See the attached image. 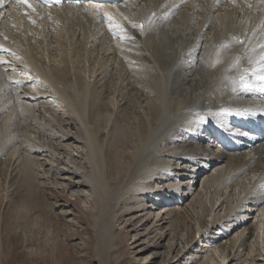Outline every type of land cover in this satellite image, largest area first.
I'll return each instance as SVG.
<instances>
[{
  "label": "bare ground",
  "instance_id": "bare-ground-1",
  "mask_svg": "<svg viewBox=\"0 0 264 264\" xmlns=\"http://www.w3.org/2000/svg\"><path fill=\"white\" fill-rule=\"evenodd\" d=\"M29 3L0 4V177L11 182V207L58 229L51 208L73 200L104 261L117 223L140 252L158 250L160 264L264 261L249 242L264 223V1L102 7L124 32L91 3ZM198 141H208L200 152ZM212 187L223 199L210 216L196 207ZM148 200L174 207L156 213ZM164 228L173 233L166 244ZM197 241L205 249L188 263Z\"/></svg>",
  "mask_w": 264,
  "mask_h": 264
},
{
  "label": "rangeland",
  "instance_id": "rangeland-1",
  "mask_svg": "<svg viewBox=\"0 0 264 264\" xmlns=\"http://www.w3.org/2000/svg\"><path fill=\"white\" fill-rule=\"evenodd\" d=\"M5 42L8 45H12L14 43V41L12 43L6 39ZM14 45L12 46L16 47V45L15 46ZM88 64L89 63L87 61H85L83 64V73L87 76H88V71L85 65ZM50 102L57 104L54 101V99H50ZM49 114L50 113L46 115L50 116L51 114L50 115ZM220 119L223 120V123H225V118L218 117L219 121ZM219 127H222V129L225 130H228L229 128L227 123L226 125L224 124ZM34 136H36V134ZM14 137H15L14 135H11L8 136V139ZM29 138L31 143V140L34 139V137L32 136ZM45 139L49 140L50 138L47 137ZM34 140H32L33 143L35 142ZM199 142L200 141L194 142L195 143L194 147L198 146L197 148L198 151L200 152V150L204 148V147L201 148L204 142L203 143L201 142V144H196ZM35 143L38 144L37 147L41 145L39 139H36ZM35 143L34 145L31 143L32 146H36ZM182 143H184V141H182ZM211 143L213 144V142ZM207 144L208 141H205L203 145L206 146ZM213 148L214 147L212 146L210 147V149ZM179 157H181V159L179 158V160L181 161L180 162L181 166L185 165L186 163L184 162V157L181 155ZM6 167H7L6 164L4 163L0 164V168L6 169ZM60 180H61L60 182L61 184L59 185H62L63 183L65 184V180L63 179ZM202 183L203 180L201 179L199 181V185H197L198 189L201 188ZM213 188L214 187L208 188L201 193L200 197L202 201L199 202L198 206L196 207V210L203 212L206 215L210 213V216L214 215V210H212V204L215 203L221 197V200H219L217 203V205H219L223 199L221 192L216 193ZM12 192L13 190L9 179L8 178L5 179L4 175L1 176L0 177V264H104V263L105 264H136V263L147 264L149 261H151L150 264H160V262L162 261V255L159 256V258L153 259L154 256L153 252L158 251L154 248H151L145 253L140 252L143 249V246H141L142 247L141 248L138 246L139 242L134 243V241L136 240V238H134V232L133 235L131 233L128 238L127 236L128 232L126 233V231H124V229H126L124 228V225L117 223V229L115 231L116 239L113 240L111 246L113 248L110 247L106 253L105 261L108 260L107 263L104 261L103 257L98 252L96 253V251H98V247H97L96 239L94 240L95 238L93 236L94 232L91 228L86 229L87 227L83 225L81 221V213L79 211V208L76 206V203L73 200L68 198L69 199L68 201L70 203L66 204L65 203L66 201H61L63 204H66L65 206L63 205L60 207L51 208V212L54 219L59 223L57 229L56 227L48 224L44 220V218L40 216V214L34 213L30 209H28V207L27 208L23 207L22 204H20L22 205L20 206L18 203L15 206L11 207V203L14 202L13 199L16 198V196H14ZM68 196L73 197L71 194H68ZM163 196L164 195L161 193L157 194L155 200L156 201H160L162 199L164 200ZM51 201L55 202V199L51 197ZM148 202L149 204H152L155 207L153 208L155 210L153 209L152 210L156 213L159 212L158 209H156V207H163L161 211L162 214H164L165 207L168 206H170L169 208L174 207V204L172 202L168 204L158 203V206L154 205V201L148 200ZM82 205L88 207V203L86 201H82ZM29 211H31V213ZM256 214L257 213H255L254 215ZM182 218L183 216L181 217V220ZM252 221H254V219ZM7 222L9 224H7ZM263 230H264V223H261L260 234H256L255 236H253L252 234L250 235L249 242L253 243L254 249H256L255 253H258L260 249H262L264 253ZM163 231L167 235L166 239L163 241V243L166 244L168 243L170 237L173 236V233L171 234L170 230H168L167 228H164ZM178 231L175 232L176 237L173 239V241L177 240L178 235L180 236V234L182 233L186 234V230L183 227L179 228ZM196 232L197 231H194L197 240L199 234ZM3 236H6L8 240ZM153 239L156 240L158 238L154 236ZM124 240L125 241L128 240L127 245H125ZM200 240L203 241V239ZM202 241L200 242L201 244L204 245V242ZM200 242L197 241L196 244L195 242H193V246H194L193 250L189 251L188 254L186 255V259L188 263H191V261L192 262L195 261L194 259L195 256L201 254V252L199 251L196 252L195 250L201 248L205 249V247H202L200 245ZM165 250L166 247H163L159 251H165ZM59 254L67 255L65 260H62ZM31 256L32 258L37 257L38 260L34 259L35 261L34 262L33 260H31L32 259ZM22 258L24 259L26 258L27 260H31V261L29 263H25V261L22 260ZM43 258H48L49 260H44ZM216 262L217 261L215 259L212 264H216ZM258 262L260 264L264 263V261H258Z\"/></svg>",
  "mask_w": 264,
  "mask_h": 264
},
{
  "label": "snow or ice",
  "instance_id": "snow-or-ice-1",
  "mask_svg": "<svg viewBox=\"0 0 264 264\" xmlns=\"http://www.w3.org/2000/svg\"><path fill=\"white\" fill-rule=\"evenodd\" d=\"M17 3H27L29 5V7H32V5L29 3V0H17ZM0 4H2V0H0ZM95 9L104 17L109 21V28L113 29V31L115 30V28H119L121 32H124L125 30L123 29V27L118 23L114 21V18L108 14L107 12H105L102 8L101 5L97 4L94 5ZM134 27H143V25H133ZM262 47H264V45H262ZM261 60V64H260V70L261 72H264V55H261L260 57ZM259 80L264 81V75H259L257 77ZM247 86V85H246Z\"/></svg>",
  "mask_w": 264,
  "mask_h": 264
}]
</instances>
